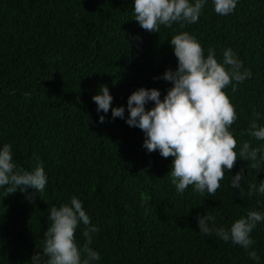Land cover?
Returning a JSON list of instances; mask_svg holds the SVG:
<instances>
[{
  "label": "trees",
  "instance_id": "1",
  "mask_svg": "<svg viewBox=\"0 0 264 264\" xmlns=\"http://www.w3.org/2000/svg\"><path fill=\"white\" fill-rule=\"evenodd\" d=\"M132 8V0H0V145L10 143L26 170L43 163L48 176L42 193L0 190V264H28L44 244L49 210L73 195L99 228L91 245L101 255L97 264H264V223L252 233L257 262L214 233L202 235L196 219L207 211L227 227L250 210L264 211V196L247 195L264 167L238 159L215 196L191 187L178 194L167 173L173 158L148 153L142 131L112 119L111 108L99 123L105 114L92 100L100 85L108 86L112 106H126L140 87L163 98L171 83L162 74L177 65L168 41L188 31L205 55L215 49L222 60L231 48L251 70L225 91L237 112V149L264 144L246 134L254 112L264 125V0H239L227 17L208 0L197 23L159 33L143 30ZM241 169L243 197L228 186Z\"/></svg>",
  "mask_w": 264,
  "mask_h": 264
},
{
  "label": "clouds",
  "instance_id": "2",
  "mask_svg": "<svg viewBox=\"0 0 264 264\" xmlns=\"http://www.w3.org/2000/svg\"><path fill=\"white\" fill-rule=\"evenodd\" d=\"M207 3L208 0H132L133 19L148 32L159 33L161 26L172 28L173 24L183 28L199 21ZM238 3L239 0H212L214 12L223 17L232 15ZM168 42L177 65L162 74L161 78L171 83L163 98L157 88L140 87L127 97L126 106H112L113 96L108 86L100 85L92 96L97 113L105 114L98 115V121L104 123L111 108L112 119H123L130 127L142 131V146L148 153L158 151L164 158L172 157L167 173L178 194L191 187L194 193L215 196L225 173L231 172L238 159L246 161L254 170L261 171L264 167V144L253 146L243 142L237 149L232 128L237 112L225 91L229 86L234 90L236 85L251 78L252 73L231 48L223 51L222 60L216 59L215 49H208L205 55L200 41L188 31L174 34ZM259 118L260 113L254 112L246 134L264 141V125L257 122ZM13 156L10 143L0 145L2 196L17 190L26 192L27 188L37 194L44 192L48 176L43 163L26 170L15 163ZM244 177L241 169L228 179V186L236 189L241 197L245 195ZM253 193L264 196V179L248 185L247 195ZM196 219L202 235L214 233L223 242L247 250L253 261H259L257 252L252 250V233L264 223V211L250 210L227 227L217 226L207 211ZM47 221L44 244L28 264H97L101 260L100 253L91 246L99 228L92 223L77 196L51 207ZM81 225L82 244L76 238Z\"/></svg>",
  "mask_w": 264,
  "mask_h": 264
}]
</instances>
